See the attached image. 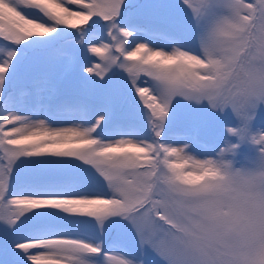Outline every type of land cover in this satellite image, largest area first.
<instances>
[{"label":"snow or ice","instance_id":"obj_1","mask_svg":"<svg viewBox=\"0 0 264 264\" xmlns=\"http://www.w3.org/2000/svg\"><path fill=\"white\" fill-rule=\"evenodd\" d=\"M0 264H264V0H0Z\"/></svg>","mask_w":264,"mask_h":264},{"label":"rangeland","instance_id":"obj_2","mask_svg":"<svg viewBox=\"0 0 264 264\" xmlns=\"http://www.w3.org/2000/svg\"><path fill=\"white\" fill-rule=\"evenodd\" d=\"M71 31V30H69ZM152 43L157 46L165 44L164 40L153 39ZM90 55V54H89ZM53 72L59 82V88L56 93V99L71 98L77 94V90L70 87L69 83L73 79L71 72H66L60 66H56ZM53 126H70L72 121L69 119H57L52 122ZM233 123L231 114H225L220 116H213L207 123V125L201 131V139L208 144H213L219 140L223 131L227 126ZM259 124L260 121H257ZM183 128V125H178V129ZM201 155H205L206 152L203 148L198 149ZM247 151V149H245ZM239 166V165H238ZM111 239H117V233L111 234ZM120 243L125 246L128 250L132 251L135 248L134 241L131 237H120Z\"/></svg>","mask_w":264,"mask_h":264}]
</instances>
